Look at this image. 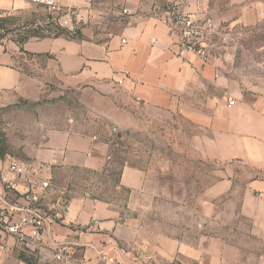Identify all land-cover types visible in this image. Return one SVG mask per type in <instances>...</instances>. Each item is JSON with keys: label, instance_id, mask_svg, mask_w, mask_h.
Instances as JSON below:
<instances>
[{"label": "crops", "instance_id": "1", "mask_svg": "<svg viewBox=\"0 0 264 264\" xmlns=\"http://www.w3.org/2000/svg\"><path fill=\"white\" fill-rule=\"evenodd\" d=\"M26 1L3 0V14L19 13ZM63 4L83 20L86 16V23H92L86 26V43L63 38L31 39L24 43L22 50L12 42L0 43V107L11 103L17 93L26 91L34 80L27 72L29 62L48 80L79 91L86 110L111 124V132H116L118 139L131 137L138 123L135 111L141 107L178 110L194 125L210 133V137L202 141L207 160H240L259 165L264 174V98L251 103L243 101L235 80L220 60L182 54L162 22L169 4H180L196 15L195 0H64ZM225 5L226 9L217 10L216 15L212 13L216 26L226 22L231 25L264 22V0H226ZM213 11L216 10L211 7ZM114 14L120 17L111 23L109 19ZM72 46L76 49L72 55L86 54V64L66 62L65 52ZM27 55L29 59L23 58ZM19 59L25 62L23 66L18 65ZM229 99L235 104L230 105ZM70 123L72 125L52 130L43 146L30 154L33 160L54 166L52 193L42 209L49 210L51 205L58 207L59 201L65 199L64 222L75 225L76 229L86 228V232H74L57 224L52 232L56 240L86 245L82 253L88 258H95L97 250L103 248L107 254L118 256L121 253L117 248L126 246V249L142 247L161 256L164 264H172L179 256L194 264H250L251 260L242 254V245L206 231L217 221L227 226L226 231L232 235L244 223L232 226L227 220L239 217L242 221L249 219L251 233L261 239L264 176L243 182L240 190H231V195L229 188L227 200L221 206L216 201L217 185L189 193L195 201L205 200L203 207H188L180 200L176 205H160L157 198L171 181L157 180L152 163L146 162V169L126 163L119 185V189L128 191L124 204L95 198L86 192L74 194L72 189L58 185V175L102 174L110 162V145L97 142L85 124L78 128L74 119ZM176 183L178 189L185 186L186 196L187 182L176 181L173 185ZM224 192L222 189L221 194ZM236 207L240 210H235ZM182 213L192 215L194 228L181 222ZM166 215L170 218H158ZM184 227L194 229V235L199 233V237H182L180 231ZM0 242L8 245L6 253L0 249V264H28L21 253L23 246L15 244L11 238L1 237ZM133 257L126 254V258ZM43 258L44 264H62L47 253Z\"/></svg>", "mask_w": 264, "mask_h": 264}, {"label": "rangeland", "instance_id": "2", "mask_svg": "<svg viewBox=\"0 0 264 264\" xmlns=\"http://www.w3.org/2000/svg\"><path fill=\"white\" fill-rule=\"evenodd\" d=\"M225 3L226 0H211V7L216 10L212 12L213 15H216L219 9H226L224 8ZM217 4L219 7L216 6ZM67 11L66 7L59 12L50 11L28 0L25 7L15 15H4L1 11L0 21L2 19L6 21L4 28L0 31V43L10 44L12 42L21 47V50L24 43L31 39L63 38L86 43V26L92 23H86V16H84L85 20L73 30L67 26L63 27L60 20ZM124 14H126L125 10L122 11V15ZM118 17L120 15L114 14L109 21L112 23L113 20H118ZM218 26V34L212 41V58L220 60L227 67L230 76L235 80L234 84L243 96L241 98L243 101L251 103L257 98H264V22L256 25H231L226 22ZM73 49V46L67 48L66 62L76 65L75 63L83 61L86 64V54L76 57L72 55ZM25 57L29 59L28 55L23 56ZM22 59L18 60L20 66L25 63ZM26 66L28 67L27 72L34 80L27 86L26 91L22 94L17 93L11 103L0 107V131L7 140L8 155L32 160L30 154L36 148L43 146L48 134L52 130L72 125L70 121L73 119L77 121L75 126L78 128H81L82 124H85L86 129L88 126L91 136L95 137L97 142L110 145V154H108L110 162L106 175L90 172L58 175V185L69 191L72 189L74 194L86 192L95 198L124 204L128 199V191L119 189L120 186L114 181L118 180V175L126 163L128 165L137 164L144 169H146V162L152 163L155 165L152 171L158 176L157 180L162 183L171 181L167 189L161 190V195L157 198L160 205L162 203L176 205L180 200L181 204L188 207H203L205 200L195 201L189 193L203 189L206 191L210 185H217L219 196L216 201L218 206H221L227 200L228 192L226 191L229 188L231 195L232 189L240 190L243 182L264 176L261 174V167L252 163L240 160L226 162L207 160L203 155L202 141L210 137V133L194 125L178 110L157 111L145 107L137 109L135 114L138 117V123L131 137L119 140L117 133L111 132V124L86 110L79 91L64 88L56 80H48L41 71L33 69L34 67L32 68L29 62ZM36 77L37 80H35ZM176 181L187 182L186 189L188 188L189 191L187 193L186 190V196H184L185 186H180L178 189L177 183L173 185ZM222 189L225 190V194H221ZM235 210L240 209L236 207ZM168 217L166 215L158 218L169 219ZM182 217V223H189L194 228L192 215L182 213ZM152 218L155 217L152 216ZM240 222L244 223L243 226L236 229L232 235L226 231L227 226L217 221L206 232L225 238L227 241L231 240V243L242 245V254L244 258L251 260L250 264H264V234L261 239L253 235L249 219L242 221V218L232 217L229 221L227 220V224L232 226H237L236 224ZM57 223L74 232H86V228L76 229L75 225H67L62 220H58ZM184 228L180 231L182 237L186 235L195 239L199 237V233L194 235V229ZM121 245L119 243V247ZM121 248L129 256L134 255L139 249V252L152 256L157 264L165 262L161 256L151 254L147 250L144 251L142 247L126 249V246H123ZM121 248H117L118 253H121ZM23 249L21 253L28 264H44L41 261L44 259L43 255L31 252L27 248ZM78 255H81V252L78 251ZM182 262L194 264L186 261L182 256L177 257L172 264H182Z\"/></svg>", "mask_w": 264, "mask_h": 264}, {"label": "built area", "instance_id": "3", "mask_svg": "<svg viewBox=\"0 0 264 264\" xmlns=\"http://www.w3.org/2000/svg\"><path fill=\"white\" fill-rule=\"evenodd\" d=\"M28 1L54 12L65 7L64 0ZM210 2L195 0L196 15L180 4H169L165 10L162 22L169 28L182 54H191L203 60L212 58V41L218 34L219 26L213 22ZM2 10L3 0H0V12ZM83 21L68 8L60 23L73 30ZM229 104L234 105L235 101L229 99ZM53 180L52 164L11 155L0 158V238H11L15 244L40 255L47 253L55 262L62 264H157L152 256L138 251L133 258H126L122 249V258L107 254L104 248L97 250L95 258H88L82 253L86 245L56 240L52 236L53 227L59 225L58 220H65L66 200L61 199L58 207L51 205L49 210L42 209L52 193ZM7 248V244L0 246L3 253Z\"/></svg>", "mask_w": 264, "mask_h": 264}, {"label": "trees", "instance_id": "4", "mask_svg": "<svg viewBox=\"0 0 264 264\" xmlns=\"http://www.w3.org/2000/svg\"><path fill=\"white\" fill-rule=\"evenodd\" d=\"M6 20L4 19H2L1 21H0V31L4 28V22H5ZM0 38H1V35H0ZM24 41H26V40H24ZM120 140V139H119ZM8 152H9V146H8V144H7V140H6V138H5V135H3L2 133H1V131H0V158H3L4 156H6V155H8ZM108 172V169L106 168L105 170H104V172L102 173V174H100V175H106V173ZM119 178H118V180H116V181H114L115 183H116V185H120V176H121V172L119 173Z\"/></svg>", "mask_w": 264, "mask_h": 264}]
</instances>
